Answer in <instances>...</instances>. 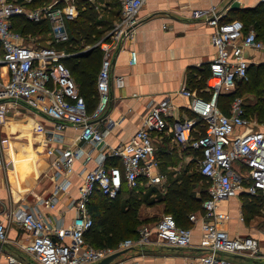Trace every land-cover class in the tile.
<instances>
[{"label":"built area","instance_id":"2783aa9c","mask_svg":"<svg viewBox=\"0 0 264 264\" xmlns=\"http://www.w3.org/2000/svg\"><path fill=\"white\" fill-rule=\"evenodd\" d=\"M71 1L74 4L75 0ZM145 1L120 0L118 19L107 35L94 43L102 58L96 77L97 102L88 112L85 99L79 94L68 68L60 61L69 53L49 46L68 39L66 20L71 18L74 10L55 3L31 7L32 0H0V66L7 71L6 79L0 77V116L6 115L9 108L24 104L53 121L57 131L67 126L80 129L76 146L47 148V154L54 155L50 174L53 185L48 196L32 193L36 203L54 208L58 192L67 193L71 185L75 161L81 156L86 162L92 160L94 149L102 152L95 167L85 172L77 196L72 200L76 215L69 226L51 224L36 206L17 205L7 210L5 222L0 220V254L8 243L9 221L30 235V241L20 245L19 250L37 264H95L131 247L188 248L191 246L192 225L197 222L202 233V243L198 246L202 253L197 258L200 264H246L234 255L253 257L258 252L256 239L230 237L217 228V223L228 216L216 211V204L240 192L264 201V132H240V128L250 124L243 100L234 98L228 112L224 113L217 105V95L220 89L233 90L238 81L248 79L249 61L245 51L264 50V41L257 37L254 29L243 33L235 21H222L213 8L206 12V23L213 29L211 42L216 48L215 57L207 63L209 78L215 80L211 97L206 100L182 85L179 92L190 99L193 118L177 120L170 128L175 143L199 151L198 170L208 183V197L202 203V211L188 215L189 227L179 226L171 214H163L153 224H141L134 238L120 241L116 248H96L85 241L84 233L93 225L88 204L96 190L114 199L123 185L135 188L140 183L157 186L162 182L163 175L155 170L157 160L153 139L154 134L167 130V117L171 116L173 108L168 100L154 104L129 140L116 147L106 146L107 131L100 130L94 123L101 119L108 107L112 57L120 41L132 33L137 13ZM198 12L202 14V11ZM15 16L31 22L46 21L51 35L49 45L20 42L12 23ZM131 54L134 59L135 53ZM123 83L121 76L114 80L116 87H122ZM197 121L203 122L204 130L194 135ZM34 129L43 131L40 125ZM52 140L50 135L44 137L43 142L48 144ZM84 145L90 148L85 150ZM105 150L106 154L103 153ZM111 157L118 160L117 164H106V159ZM2 163L0 147V165ZM24 200H20L22 204ZM6 259L10 264H22V259L14 254H8Z\"/></svg>","mask_w":264,"mask_h":264},{"label":"crops","instance_id":"0c3cea01","mask_svg":"<svg viewBox=\"0 0 264 264\" xmlns=\"http://www.w3.org/2000/svg\"><path fill=\"white\" fill-rule=\"evenodd\" d=\"M54 2L58 1L51 0L50 3ZM95 3L102 6L98 0ZM55 5L75 8L71 0H61ZM71 5H74L73 8ZM105 7L114 8L103 4L102 9ZM212 8L222 21H235L243 33L253 27L256 19L263 21L264 18V0H146L137 13V22L132 33L120 41L112 57L108 107L101 119L94 121L100 130L107 131L106 146L116 147L129 140L154 104L163 99L168 100L173 108L171 116L167 117V130L154 134L153 139L157 160L155 170L164 174L165 185L169 178H175L181 170L187 169L188 162L193 157L197 162L199 159L197 150L183 147L173 141L170 128L177 120L193 118L189 109L190 99L179 92L182 85L196 95L206 97V100L211 97V81L214 79L207 78L204 88L200 90L197 89L196 83L201 78L200 74L206 71L207 63L216 55V48L211 42L213 29L206 23V12L209 13ZM119 9L116 20L119 17ZM196 11H202V14ZM116 20H113V23ZM255 32L259 39L264 41L263 24L255 29ZM50 38L48 31L46 37H40L42 42L26 44L45 46L49 45ZM131 52L135 53L134 59ZM245 55L249 61L248 68L260 65L264 67V50L247 49ZM118 76L123 77L122 87H116L114 84ZM0 77H7L3 66H0ZM225 92L229 91L223 88L219 90V93ZM218 107L223 112L222 107ZM228 108L224 109V113L228 112ZM246 115L250 124L240 128V132H264V122L249 116L247 112ZM38 125L43 127L42 132L35 131L34 128ZM203 130V122L197 121L193 134L199 135ZM79 134L80 129L71 126L61 131L55 130L53 121L24 104L9 108L6 115L0 116V147L3 156V163L0 165V220L6 221L4 216L7 210L14 209L17 205H26L31 208L36 206L53 225H61L64 228L69 226L76 215L72 200L77 196L85 172L95 167L96 161L101 157L102 152L99 149L92 150V160L86 162L81 156L75 161V171L70 177L71 185L67 193L58 192L54 208L37 204L32 193L48 196L52 188L50 174L54 155L47 154V148L76 146L79 144ZM50 135L53 142L45 144L44 137ZM83 148L88 150L90 147L84 145ZM103 153L106 154L107 151ZM117 161L111 157L105 162L117 164ZM137 186L143 189L149 185L140 183ZM23 199L25 200L22 204L20 200ZM245 199H249V196L240 192L216 204V211L228 216L217 223V228L225 231L230 237L249 236L256 239L259 246L256 257L240 255L241 257L234 258L246 264H264V217L258 216L259 213H243ZM157 206L163 204L140 206L138 217L145 219L147 223L157 220L165 214L151 211ZM7 226L8 243L2 248L0 264H10L6 259L8 254L21 258L22 264H37L19 250L20 245L30 241V235L10 221ZM201 236L200 223L197 222L192 225L191 246L188 248L150 245L140 250L131 247L111 264H200L197 258L202 253L198 248L202 243Z\"/></svg>","mask_w":264,"mask_h":264},{"label":"trees","instance_id":"16d2710c","mask_svg":"<svg viewBox=\"0 0 264 264\" xmlns=\"http://www.w3.org/2000/svg\"><path fill=\"white\" fill-rule=\"evenodd\" d=\"M37 1H40V3ZM119 1L109 0L105 4L106 6L109 5L119 9ZM50 2L51 0H32L30 6L37 7ZM74 4L78 15L77 19L66 20L68 39L49 46H54L57 50H65L69 53V55L61 58L60 61L68 68L78 87V92L85 99L88 112H90L95 107L98 98L96 77L102 58L100 49L93 45L97 41V36L102 34L101 30H99L101 26L108 27L109 25V28H111L113 20L118 16V9L110 11V15L114 19L103 20L97 18L96 4L86 0H75ZM12 23L14 29L18 30L23 36L34 35L38 31L45 33L49 31V24L44 20L31 22L22 16H15L12 18ZM261 24H263L264 29V18L263 21L256 19L250 29L255 31ZM86 46H89V48H86ZM251 67L247 69V73ZM205 70V72L200 74L201 78L196 83V87L199 90L204 88L206 79L210 77L207 66ZM256 74L258 76L256 80L259 82L260 73L257 72ZM246 86H248L247 81H238L233 91L218 93L217 103L222 107L223 112H225L224 109L229 107L234 98L239 97L236 95L246 91ZM256 87L257 84H253L250 92H254ZM261 94L263 96L257 97L255 104L254 102L253 104L244 103L245 112L249 116H264V93ZM207 98L209 99L210 97ZM198 153L199 151L196 155ZM112 164L111 162L109 163V165ZM191 167L192 164L188 165L187 169L181 170L175 178H169L163 189L150 185L143 187V189H136L137 187L122 189L126 186L123 185L114 199H109L96 190L88 204L93 225L84 233L86 243L96 248H116L120 241L126 238H134L137 235L139 226L147 223L145 219H140L137 214L138 209L142 205L153 206L162 203L165 214L172 213L171 215L179 226L189 227L188 215L194 212H201L203 209L202 203L208 197V183L198 169L191 171ZM197 187L199 188L198 191H196ZM244 201L243 213H254L258 207L257 202L264 203L257 196L249 197V199Z\"/></svg>","mask_w":264,"mask_h":264},{"label":"rangeland","instance_id":"374dc122","mask_svg":"<svg viewBox=\"0 0 264 264\" xmlns=\"http://www.w3.org/2000/svg\"><path fill=\"white\" fill-rule=\"evenodd\" d=\"M58 2H54V3H56V4H59V2L61 1V0H57ZM98 1H100L101 3H102V7H101V5L98 7V8H96L95 10H96V12H97V18H100V19H106V20H112V18H113V16H111L110 15V13H109V11L110 10H116V9H118L117 7L116 8H112V9H110V8H106V9H102L103 8V4H105V2L106 1H109V0H98ZM37 2H39L40 3V1H37ZM96 2V0H94V4H96V5H98L97 3H95ZM73 6L74 5H71V7L73 8ZM101 7V8H100ZM72 10H74V13L72 14V15H70V20L71 19H77V15H78V11H77V9H75V8H73ZM77 12V13H76ZM114 19V18H113ZM114 20H116V18L114 19ZM109 25H108V27H103V26H101L100 28H99V30H101V32H102V34L101 35H99V36H97L98 38H97V41H99V40H101L102 38H104V36L105 35H107V33H108V31H109ZM18 35H19V38H20V42H22V43H24V44H26V42H31V43H33V44H37L38 42H40L41 40H39L40 39V37H46V33L45 32H43V31H38V32H36L34 35H25V36H23V35H21L20 34V32H18V30H14ZM96 41V42H97ZM42 42V41H41ZM257 72H259L260 73V76H259V82H257ZM255 80H256V82H255ZM247 82H248V86H246L245 87V89H246V91H243V92H241L239 95H236V96H239V98H241L242 100H243V103H245V104H248V103H252L253 104V102H254V104L256 103L255 101V99L257 98V97H261V96H263V94H261V93H264V67H260V68H258V67H252L251 69H249V72H248V79L246 80ZM253 81V82H252ZM214 80L213 81H211V85H213L214 84ZM253 84H257V87L256 88H254V92H250V88H251V86L253 85ZM234 90V89H233ZM233 90H229V91H233ZM255 118H257V120L258 121H260L261 123H263L264 122V116H262V117H258V116H254ZM188 164L189 165H191L192 164V167H191V171H195L196 169H198L199 168V166H198V162L195 160V158L193 157L192 158V160L190 161V162H188ZM161 174L163 175V178H162V183L159 185L158 184V187L160 188V189H163L164 188V186H165V184H164V181H165V177H164V174L161 172ZM137 188L136 189H139V187L140 186H136ZM124 188H128V189H130V187L129 186H125V187H123L122 189H124ZM198 187L196 188V191H198ZM258 203V207H257V210H255V212L254 213H259V215L258 216H262V217H264V203L263 202H260V201H258L257 202ZM162 207L163 206H157V207H154L151 211H156L157 213H165V211H164V209L162 210ZM162 211V212H161ZM169 213H171V212H169ZM247 213H252V212H247ZM172 214V213H171ZM262 219H264V218H262ZM156 221V220H155ZM155 221H152V222H149L150 224H153ZM263 228H264V225H263ZM145 248V247H144ZM143 248V249H144ZM140 250H142V249H140ZM257 255V254H256ZM256 255L254 256V257H256Z\"/></svg>","mask_w":264,"mask_h":264},{"label":"water","instance_id":"95a60500","mask_svg":"<svg viewBox=\"0 0 264 264\" xmlns=\"http://www.w3.org/2000/svg\"><path fill=\"white\" fill-rule=\"evenodd\" d=\"M126 250L115 252L99 261H97L95 264H111L117 257H119L121 254H123ZM234 257H241L240 255H234Z\"/></svg>","mask_w":264,"mask_h":264}]
</instances>
